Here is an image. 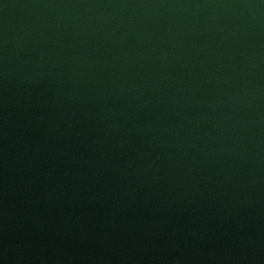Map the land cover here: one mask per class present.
I'll use <instances>...</instances> for the list:
<instances>
[{"label":"water","instance_id":"water-1","mask_svg":"<svg viewBox=\"0 0 264 264\" xmlns=\"http://www.w3.org/2000/svg\"><path fill=\"white\" fill-rule=\"evenodd\" d=\"M0 264H264V0H0Z\"/></svg>","mask_w":264,"mask_h":264}]
</instances>
